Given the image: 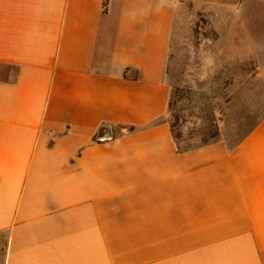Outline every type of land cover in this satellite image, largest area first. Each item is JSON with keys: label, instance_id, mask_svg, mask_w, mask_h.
Masks as SVG:
<instances>
[{"label": "crops", "instance_id": "crops-1", "mask_svg": "<svg viewBox=\"0 0 264 264\" xmlns=\"http://www.w3.org/2000/svg\"><path fill=\"white\" fill-rule=\"evenodd\" d=\"M180 1L0 0L4 264H264V113L234 147L167 120Z\"/></svg>", "mask_w": 264, "mask_h": 264}, {"label": "rangeland", "instance_id": "rangeland-1", "mask_svg": "<svg viewBox=\"0 0 264 264\" xmlns=\"http://www.w3.org/2000/svg\"><path fill=\"white\" fill-rule=\"evenodd\" d=\"M239 2L182 0L176 7L165 79L171 90L167 120L182 148L216 141L234 147L264 113V104L254 103L264 100V88H246L243 81L255 79L256 70L264 76V36L248 38L239 11L232 9ZM259 18L264 24L261 13ZM6 243L0 233V264Z\"/></svg>", "mask_w": 264, "mask_h": 264}, {"label": "trees", "instance_id": "trees-1", "mask_svg": "<svg viewBox=\"0 0 264 264\" xmlns=\"http://www.w3.org/2000/svg\"><path fill=\"white\" fill-rule=\"evenodd\" d=\"M172 127V126H171ZM173 129V128H172ZM172 132H173V130H172Z\"/></svg>", "mask_w": 264, "mask_h": 264}]
</instances>
